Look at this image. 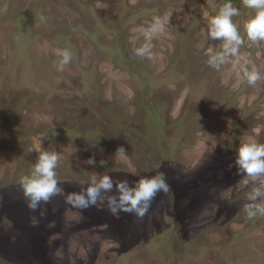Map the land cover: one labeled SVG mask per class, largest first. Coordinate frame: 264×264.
I'll use <instances>...</instances> for the list:
<instances>
[{
	"label": "rangeland",
	"instance_id": "rangeland-1",
	"mask_svg": "<svg viewBox=\"0 0 264 264\" xmlns=\"http://www.w3.org/2000/svg\"><path fill=\"white\" fill-rule=\"evenodd\" d=\"M224 2L0 0V264H264V218L244 211L256 185L234 173L239 146L264 143V80L242 74L246 62L264 73V43L247 40L252 12L232 0L245 44L209 67L222 41L205 29ZM145 45L151 59L135 55ZM63 49L72 61L58 71ZM44 149L63 192L32 212L18 181ZM157 172L170 192L143 220L67 203L92 175L115 192Z\"/></svg>",
	"mask_w": 264,
	"mask_h": 264
},
{
	"label": "clouds",
	"instance_id": "clouds-1",
	"mask_svg": "<svg viewBox=\"0 0 264 264\" xmlns=\"http://www.w3.org/2000/svg\"><path fill=\"white\" fill-rule=\"evenodd\" d=\"M243 7L251 10L252 15L244 23V33L252 45L264 43V0H242ZM241 16V11L232 0L225 2L218 8L207 23L206 35L211 41H222L219 50L209 49L207 64L219 71L223 65L229 62L231 57L240 53V48L245 44L239 26L234 22V17ZM162 25L157 20L153 25L145 29V37L149 41L160 32ZM60 60L57 65L58 71H63L65 66L72 61V53L68 49L58 52ZM135 55L141 58H152L149 45L135 49ZM243 80L249 86H255L264 80V73L256 67H248L246 62L242 66ZM121 150H124L122 147ZM59 155L54 150H41L29 172L19 178L18 185L26 201L27 207L35 212L43 203L49 202L53 197L62 194L63 189L57 179V167ZM96 163L94 158L88 159L89 165ZM237 171L242 176L248 177L245 184L256 185L247 194L249 201L244 205L248 219L257 217L264 218V143L245 142L237 150L235 159ZM78 192H72L67 197V203L80 210H86L96 206L99 202H105L107 209L113 215L120 212L133 214L137 219L143 220L152 206V202L158 193L168 194L170 185L162 172L152 176H142L130 186L127 179L115 182L113 178L104 174L92 175ZM31 222L35 226L39 223L37 217L32 216Z\"/></svg>",
	"mask_w": 264,
	"mask_h": 264
},
{
	"label": "trees",
	"instance_id": "trees-1",
	"mask_svg": "<svg viewBox=\"0 0 264 264\" xmlns=\"http://www.w3.org/2000/svg\"><path fill=\"white\" fill-rule=\"evenodd\" d=\"M3 114H5L4 112H2ZM11 113L12 112H9L8 114H5L6 115V118L5 119H9L10 118V116H11ZM154 128V127H153ZM161 133H163L162 131L159 133V134H157V137H156V139L161 135ZM228 157H230L229 156V153L228 152H226V156L225 157H220L219 159H217V161H218V163L220 164V163H224L227 159H228ZM223 160V161H222ZM237 171V166H236V164H235V174L238 172H236ZM211 173H213L214 174V176L216 175L214 172H213V170H212V172ZM2 248V247H1ZM3 261H6L5 259H3Z\"/></svg>",
	"mask_w": 264,
	"mask_h": 264
}]
</instances>
